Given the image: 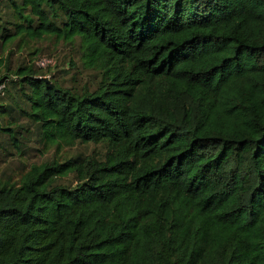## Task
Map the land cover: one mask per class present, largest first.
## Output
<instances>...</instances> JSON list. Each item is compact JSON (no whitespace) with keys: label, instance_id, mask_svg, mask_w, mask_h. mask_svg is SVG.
<instances>
[{"label":"trees","instance_id":"trees-1","mask_svg":"<svg viewBox=\"0 0 264 264\" xmlns=\"http://www.w3.org/2000/svg\"><path fill=\"white\" fill-rule=\"evenodd\" d=\"M15 17L4 45L79 42L96 86L19 67L0 131L19 148L23 114L46 146L108 151L0 181V264H264V0H20Z\"/></svg>","mask_w":264,"mask_h":264},{"label":"rangeland","instance_id":"rangeland-1","mask_svg":"<svg viewBox=\"0 0 264 264\" xmlns=\"http://www.w3.org/2000/svg\"><path fill=\"white\" fill-rule=\"evenodd\" d=\"M20 0H0V14L7 28V34H14L19 20L15 17V6ZM50 59L53 64L48 68H39L36 64L40 59ZM0 76L4 77V87L0 94V111L6 107L14 106L17 101H24L18 86L16 70L19 67L35 68L39 75L60 86L72 91L81 92L83 88H95V74L83 66L81 47L79 42L67 44L54 37H45L41 40H30L26 36L19 37L16 41L3 44L0 39ZM36 64V65H35ZM35 65V66H34ZM5 77H8L6 80ZM1 117V114H0ZM1 120L0 125L9 127L10 118ZM19 121L16 123L17 140L19 148L10 140L8 134L0 131V181L2 183L18 184L21 177L32 166L40 165L55 160H65L77 157H104L108 147L104 144H82L74 146H46L38 126L30 122L23 114H17ZM67 186L77 185L74 176L62 181Z\"/></svg>","mask_w":264,"mask_h":264},{"label":"built area","instance_id":"built-area-1","mask_svg":"<svg viewBox=\"0 0 264 264\" xmlns=\"http://www.w3.org/2000/svg\"><path fill=\"white\" fill-rule=\"evenodd\" d=\"M36 64L38 67L45 69V68H48L50 65H52L53 62L50 59L43 58L37 61ZM3 88H4L3 86L0 87V94Z\"/></svg>","mask_w":264,"mask_h":264},{"label":"water","instance_id":"water-1","mask_svg":"<svg viewBox=\"0 0 264 264\" xmlns=\"http://www.w3.org/2000/svg\"><path fill=\"white\" fill-rule=\"evenodd\" d=\"M47 81V80H46ZM48 82V81H47Z\"/></svg>","mask_w":264,"mask_h":264}]
</instances>
